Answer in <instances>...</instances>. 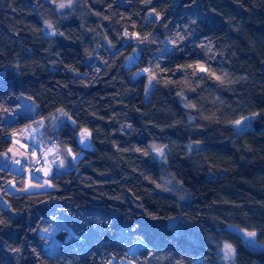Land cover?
Instances as JSON below:
<instances>
[{
  "label": "trees",
  "instance_id": "1",
  "mask_svg": "<svg viewBox=\"0 0 264 264\" xmlns=\"http://www.w3.org/2000/svg\"><path fill=\"white\" fill-rule=\"evenodd\" d=\"M72 4L0 0V153L57 109L67 119L55 140L81 152L49 190L12 192L24 174L0 166V264H222L221 240L236 264H264V0ZM23 95L36 116L6 122ZM247 115L252 126L236 132Z\"/></svg>",
  "mask_w": 264,
  "mask_h": 264
},
{
  "label": "rangeland",
  "instance_id": "2",
  "mask_svg": "<svg viewBox=\"0 0 264 264\" xmlns=\"http://www.w3.org/2000/svg\"><path fill=\"white\" fill-rule=\"evenodd\" d=\"M73 0H58L59 4H64L66 10H71ZM80 3L77 5L79 6ZM81 6V5H80ZM62 9V8H61ZM81 9V8H80ZM47 36L53 34V32L45 33ZM137 47L140 49L143 48L144 42L141 40L134 41ZM261 69L264 71V61L261 62ZM203 71V70H199ZM151 87V82L146 85V96ZM37 106L34 101L27 96H21L19 105L11 112H8L4 120L10 122L14 120L17 115H22L25 117L34 118L37 114ZM255 115H247L241 118L234 120L231 123V126L236 132H241L252 126V120ZM66 113L57 109L46 116L41 118H34L26 126H24L21 131L17 134L11 136L12 142L17 143V145L24 149L28 150V147H34L35 150L43 151L44 155L42 157L41 164L37 170L28 171L23 178L24 184L22 186H17L15 182L11 181L9 188L16 192H36L49 190L52 188L50 178L54 175L61 174L67 170H70L74 166V162L80 157L81 152H74L72 148L68 145L60 144L55 140V135L57 134L59 128L61 127L63 121H65ZM241 121L239 125L235 122ZM128 126V124H125ZM37 153V152H35ZM6 154V155H5ZM153 157L157 161L165 160V150L162 147H153L152 148ZM20 161L24 163L23 160L15 159L12 156H9L7 151L0 153V164H5L12 170H17L18 174H21V165ZM31 160L28 161V163ZM3 162V163H2ZM0 196V201H1ZM8 212L11 216H15L16 212L8 209ZM178 215L168 218L167 225L172 227L176 224L178 220ZM58 223L53 221V224L49 227L48 232L51 236V242L53 244L44 245V251L48 254H53L56 248V237L55 233L58 231ZM144 242L141 239H137L130 247V251H135L140 247L144 246ZM230 245L232 254L229 258H225V246ZM219 259L222 264H236L235 262V248L232 244L227 241L221 240L218 246ZM128 262L129 260L124 259ZM175 264H184L183 262L177 261ZM256 264V262H253Z\"/></svg>",
  "mask_w": 264,
  "mask_h": 264
},
{
  "label": "water",
  "instance_id": "3",
  "mask_svg": "<svg viewBox=\"0 0 264 264\" xmlns=\"http://www.w3.org/2000/svg\"><path fill=\"white\" fill-rule=\"evenodd\" d=\"M141 60V50L137 46H133L127 56L123 60V66L128 70H133L137 67ZM85 128L80 129L75 136V140L77 145L80 147L81 150H89L91 149L90 143V135L81 143V132ZM89 132V131H88Z\"/></svg>",
  "mask_w": 264,
  "mask_h": 264
},
{
  "label": "crops",
  "instance_id": "4",
  "mask_svg": "<svg viewBox=\"0 0 264 264\" xmlns=\"http://www.w3.org/2000/svg\"><path fill=\"white\" fill-rule=\"evenodd\" d=\"M5 151H7L8 152V154H9V156H12V157H14L15 159H21V160H23L24 162H28L30 159H31V154L30 153H28V152H26L24 149H21L18 145H17V143H15L14 144V142H11V144H10V146L5 150ZM3 163V162H2ZM20 163H21V161H20ZM0 166H2V167H4V168H7V169H10L8 166H6L5 164H0ZM11 171H13V172H16V173H18V171L17 170H12V169H10ZM11 182H8L7 184H6V188L7 189H9L10 191H12V192H16V191H13V190H11L10 188H9V184H10ZM23 184H24V181H23ZM22 184V185H23ZM4 200L1 198V201H0V203L1 204H4ZM59 243V241L57 240L56 241V245ZM49 244H53L52 242H51V236H50V241H49V243L48 244H46L47 246L49 245ZM143 247V246H142ZM134 251H130V248H129V253H133ZM127 260H129L128 262H126V261H124V259L121 261V262H119L118 264H137L134 260H132V259H127Z\"/></svg>",
  "mask_w": 264,
  "mask_h": 264
},
{
  "label": "built area",
  "instance_id": "5",
  "mask_svg": "<svg viewBox=\"0 0 264 264\" xmlns=\"http://www.w3.org/2000/svg\"><path fill=\"white\" fill-rule=\"evenodd\" d=\"M27 152L32 154V159L29 163H21L22 174H26L30 170H37L39 168V165L41 164V160L43 157L44 150L40 152V151L35 150V148L33 147H28ZM16 182L20 184L21 180H17Z\"/></svg>",
  "mask_w": 264,
  "mask_h": 264
},
{
  "label": "snow or ice",
  "instance_id": "6",
  "mask_svg": "<svg viewBox=\"0 0 264 264\" xmlns=\"http://www.w3.org/2000/svg\"><path fill=\"white\" fill-rule=\"evenodd\" d=\"M60 7L63 8L65 7L64 4H60ZM201 70H204V69H201ZM145 71H148L147 69H145ZM237 125H239L241 123V121H236L235 122ZM90 135V133L88 132L87 129H83L82 132H81V143L84 142V140ZM6 155V154H5ZM45 231H47V229H45ZM249 237H254L255 236V233H248L247 234ZM232 249H231V246L230 245H226L225 246V252H224V256L225 258H229L232 254Z\"/></svg>",
  "mask_w": 264,
  "mask_h": 264
}]
</instances>
